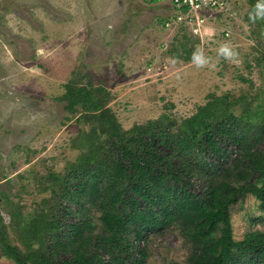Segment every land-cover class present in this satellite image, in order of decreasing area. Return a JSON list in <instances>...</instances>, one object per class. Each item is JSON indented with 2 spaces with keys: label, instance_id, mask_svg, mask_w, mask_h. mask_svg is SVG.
<instances>
[{
  "label": "rangeland",
  "instance_id": "374dc122",
  "mask_svg": "<svg viewBox=\"0 0 264 264\" xmlns=\"http://www.w3.org/2000/svg\"><path fill=\"white\" fill-rule=\"evenodd\" d=\"M165 9L150 0H0V212L12 245L26 250L27 222L37 219V229L40 216L49 219L51 181L81 153L76 139L89 126L61 99L69 82L103 86L125 130L156 120L179 127L212 95L240 99L237 115L244 103L264 109V26L250 20L248 0H230L205 44L163 27ZM221 44L232 60L218 56ZM197 48L211 66L192 63ZM87 216L99 233L100 214ZM231 224L235 241L264 233L260 202L247 195L232 206ZM146 247L147 264H189L192 253L179 227L151 235ZM0 264L16 263L0 248Z\"/></svg>",
  "mask_w": 264,
  "mask_h": 264
},
{
  "label": "trees",
  "instance_id": "16d2710c",
  "mask_svg": "<svg viewBox=\"0 0 264 264\" xmlns=\"http://www.w3.org/2000/svg\"><path fill=\"white\" fill-rule=\"evenodd\" d=\"M248 2L254 14L257 0ZM256 20L264 26V19ZM66 88V108L89 126L76 139L81 153L51 181L57 200L49 219L40 216L37 229V219L27 222L25 251L12 245L0 212L6 258L16 264H147L151 235L179 227L192 244L189 264H264V233L235 241L231 224L232 206L247 195L264 213V109L244 103L237 115L240 99L212 95L179 127L156 120L125 130L103 86L73 81ZM90 209L100 214L99 233Z\"/></svg>",
  "mask_w": 264,
  "mask_h": 264
},
{
  "label": "built area",
  "instance_id": "2783aa9c",
  "mask_svg": "<svg viewBox=\"0 0 264 264\" xmlns=\"http://www.w3.org/2000/svg\"><path fill=\"white\" fill-rule=\"evenodd\" d=\"M151 1V0H150ZM158 2L162 0H157ZM175 13L166 20L163 26L166 29L172 26L189 31L202 44L211 40L214 36L213 26L217 20V14H222L230 5V0H171ZM176 28V27H174ZM223 36L229 37L226 30ZM167 69V68H164ZM162 71L163 67L150 66L148 72Z\"/></svg>",
  "mask_w": 264,
  "mask_h": 264
},
{
  "label": "clouds",
  "instance_id": "9594fccd",
  "mask_svg": "<svg viewBox=\"0 0 264 264\" xmlns=\"http://www.w3.org/2000/svg\"><path fill=\"white\" fill-rule=\"evenodd\" d=\"M250 20L255 22L256 19H264V0H257L254 6V14H250ZM218 56L223 57L226 60H232L236 53L228 44H221L218 49ZM210 57H206L200 48H197L192 55V63L197 68H203L210 65Z\"/></svg>",
  "mask_w": 264,
  "mask_h": 264
},
{
  "label": "crops",
  "instance_id": "0c3cea01",
  "mask_svg": "<svg viewBox=\"0 0 264 264\" xmlns=\"http://www.w3.org/2000/svg\"><path fill=\"white\" fill-rule=\"evenodd\" d=\"M158 3L164 4L166 6L165 11H163V13L161 15V18L163 19V21H166L169 18H171L173 16V14L175 13L172 1L171 0H162Z\"/></svg>",
  "mask_w": 264,
  "mask_h": 264
}]
</instances>
